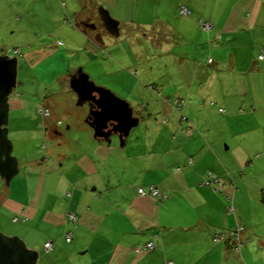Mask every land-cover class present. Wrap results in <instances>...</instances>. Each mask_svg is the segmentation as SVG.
Returning <instances> with one entry per match:
<instances>
[{
	"label": "crops",
	"instance_id": "0c3cea01",
	"mask_svg": "<svg viewBox=\"0 0 264 264\" xmlns=\"http://www.w3.org/2000/svg\"><path fill=\"white\" fill-rule=\"evenodd\" d=\"M27 15L33 29L19 44L31 66L68 51L101 59L89 77L139 118L123 143L96 138L89 103L81 110L66 94L79 60L60 67L63 77L37 72L33 93L9 98L24 147L18 176L8 190L0 182V225L37 250V264H264V0H0V21ZM39 136L44 155L31 157L24 150ZM208 172L222 187L203 183ZM152 185L161 197L139 194ZM236 225L239 252L214 241Z\"/></svg>",
	"mask_w": 264,
	"mask_h": 264
},
{
	"label": "water",
	"instance_id": "95a60500",
	"mask_svg": "<svg viewBox=\"0 0 264 264\" xmlns=\"http://www.w3.org/2000/svg\"><path fill=\"white\" fill-rule=\"evenodd\" d=\"M105 26L117 32V21L104 8L99 10ZM17 57L0 55V177L6 185L18 172L17 159L12 155V143L7 135L8 95L16 84ZM77 94L78 103L88 102L90 109L86 122L92 127L94 136L108 139L117 134L121 143L130 129L138 124L129 102L111 89L96 85L89 75L80 69L70 81ZM37 250L28 247L18 235H6L0 231V264H37Z\"/></svg>",
	"mask_w": 264,
	"mask_h": 264
},
{
	"label": "rangeland",
	"instance_id": "374dc122",
	"mask_svg": "<svg viewBox=\"0 0 264 264\" xmlns=\"http://www.w3.org/2000/svg\"><path fill=\"white\" fill-rule=\"evenodd\" d=\"M227 6H228V4H227ZM9 7L11 8L13 6L11 5ZM27 16H28V18H24V20H22L20 22V25L15 24L14 21L11 22V20L8 22L0 21V55L7 54L9 56L19 57V59H17L18 64H17V69H16V84L13 87L10 94L8 95V100H9V98H11L15 94L29 95V94L33 93L34 89H37V86H36V84L33 86L32 81H33L34 74L36 75L37 72L43 81H46V80L52 79V78L56 79L58 77H63L64 71L62 72L63 69H60V67H65L66 63H68L70 61V59L74 60V61L79 60L81 62H84L81 66L80 65L77 66L76 70L81 68V70L83 72L87 73L88 75L90 73L89 71H91V73H92L93 70L94 71L102 70L103 65L99 64L101 59H99L97 61L96 60L89 61L88 57H87V53L81 54L80 52H70V51H68V53H66V57L62 53H56L55 55L47 58L46 61L41 64L40 68L37 67V69H35V67L31 66V63L29 61L25 60L24 57L22 56L24 53V49L19 44L24 38H28V37L24 36V32H26V31L32 32L31 29H33L32 28L33 24L29 20L30 15H27ZM17 46L21 48V49L19 48L20 56H19V54H16V52L14 51V49H16L15 47H17ZM85 56L87 58H85ZM84 65H86V66H84ZM136 69L138 71H140V74L138 75L139 78H143L146 81H148L150 76H149L147 70L145 69V66L140 64V66H138ZM70 71H73V69H71ZM91 73H90V75H93ZM91 80H93V79H91ZM68 81L70 83L71 78H69ZM93 81L95 82L96 85H100V84L96 83L95 80H93ZM100 86H103V85H100ZM69 92H71L72 94H76L72 89H70V87L66 91V94H68ZM54 99L57 102L63 103L62 102V92L59 95H56L54 97ZM76 102L78 103V99ZM78 108H80L81 110L88 108L87 103H84V104L80 103ZM88 111H89V109H88ZM18 127H22V125L20 124V121H18L14 117V110H9L8 111V123H7V130H8L7 135H8V138L10 139V141L12 143L11 153H12V155H14L16 157V159H18V157H20L22 155V150L24 147V143H22L23 146H20V149H19L18 148V142L16 140H14V137L17 134L14 133L13 130L17 129ZM33 143L34 144H32V146H31V145H29L30 142H27L26 145H29V146H27V148L24 151L26 152V154H28L31 157H33L34 155H37L39 158H42L44 155L43 147L46 146L45 145V139L42 137L36 138L35 140L33 139ZM20 150H21V154H20ZM16 176H18V174ZM0 182H2L3 185L5 186V189L8 190L10 183H9V185H6L4 180L1 177H0ZM13 224H15V223H13ZM10 226L12 227V225H10ZM0 231H2L3 233H6V235L12 234V232H13L12 230H10V228L5 229L2 225H0ZM12 235H18V234H12Z\"/></svg>",
	"mask_w": 264,
	"mask_h": 264
},
{
	"label": "built area",
	"instance_id": "2783aa9c",
	"mask_svg": "<svg viewBox=\"0 0 264 264\" xmlns=\"http://www.w3.org/2000/svg\"><path fill=\"white\" fill-rule=\"evenodd\" d=\"M179 11H180V14L183 16H188L190 14L189 8L184 4L180 5ZM200 26L204 30H209V29H211L212 24L209 21H201ZM14 51L16 53H18L19 49L16 48V49H14ZM258 57H259V59H264V50L260 51ZM208 61L210 62L211 58H208ZM182 103H183L182 100L176 99L175 102L173 103V107L174 108H180L182 106ZM218 110L223 111V108H218ZM38 111L45 116L49 115V110L42 107V106L38 107ZM203 183L205 185L214 184L215 187H217V186L222 187V185H223L216 176L210 175L209 172L206 174ZM138 192L141 195L152 194L156 197L162 196L160 190L154 185L150 186L149 190H146L143 186H140L138 188ZM68 216H69L70 220H72V221H75L77 219V216L73 212H69ZM15 219H17V218H15ZM241 229H242V227L240 225H236V227L229 230L227 232V234H225L224 232L216 233L214 235V241H217V242L223 241L225 244L231 246L234 251L239 252V250L241 249V246H242V241L240 239ZM66 238L68 241L71 240L70 233L66 235ZM44 248L47 251L51 250L52 249V242H50V241L45 242ZM152 248H153L152 242H147L144 246L137 247L138 250H141V249L150 250ZM167 264H173V263H172V261H168Z\"/></svg>",
	"mask_w": 264,
	"mask_h": 264
},
{
	"label": "trees",
	"instance_id": "16d2710c",
	"mask_svg": "<svg viewBox=\"0 0 264 264\" xmlns=\"http://www.w3.org/2000/svg\"><path fill=\"white\" fill-rule=\"evenodd\" d=\"M200 22H201V21H199V24H200ZM200 27H201V26H200ZM211 28H212V27H211ZM209 30H210V29H209ZM261 50H264V48H261L260 51H261ZM259 53H260V52H259ZM258 56H259V54H258ZM208 62H209V61H208ZM205 176H206V175H205ZM203 181H204V179H203Z\"/></svg>",
	"mask_w": 264,
	"mask_h": 264
},
{
	"label": "flooded vegetation",
	"instance_id": "af4514ba",
	"mask_svg": "<svg viewBox=\"0 0 264 264\" xmlns=\"http://www.w3.org/2000/svg\"><path fill=\"white\" fill-rule=\"evenodd\" d=\"M74 73H76V72H74ZM74 75V74H73ZM73 77V76H72Z\"/></svg>",
	"mask_w": 264,
	"mask_h": 264
}]
</instances>
